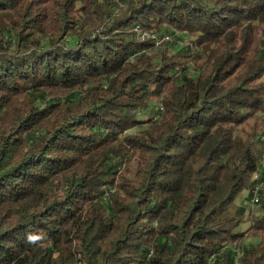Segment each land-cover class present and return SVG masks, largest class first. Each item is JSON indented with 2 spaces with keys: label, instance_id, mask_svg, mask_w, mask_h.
<instances>
[{
  "label": "trees",
  "instance_id": "obj_1",
  "mask_svg": "<svg viewBox=\"0 0 264 264\" xmlns=\"http://www.w3.org/2000/svg\"><path fill=\"white\" fill-rule=\"evenodd\" d=\"M124 2L0 0V264H264V0Z\"/></svg>",
  "mask_w": 264,
  "mask_h": 264
},
{
  "label": "rangeland",
  "instance_id": "obj_2",
  "mask_svg": "<svg viewBox=\"0 0 264 264\" xmlns=\"http://www.w3.org/2000/svg\"><path fill=\"white\" fill-rule=\"evenodd\" d=\"M104 1H107V3L110 5V7L112 6L113 10L116 9V6H118L120 8V6L125 3L124 0H104ZM164 36L170 37V41H161L160 40L158 42H155V46H157L159 48H166L165 43L168 42V44L174 45L176 47H186L192 41L191 36L183 35V34H176L174 37L172 35H169V34L164 35ZM200 62L201 61H199L197 64L200 65ZM191 71L192 70H190V73H191ZM263 80H264V76H263ZM157 109H158V101L153 100L151 103H149L148 108L139 114V117L142 120H147L149 118H152L157 114ZM235 133H236V135H238L242 138L251 137L252 141L255 144H257L259 151L263 152L264 146H262L257 141V137L259 135L264 134V113L258 112L253 118L247 120L241 126L236 128ZM126 159H127V157L125 155L123 160L126 161ZM129 164L131 165V163L122 162L120 164L119 169H118L119 174L123 173L125 168L127 166H129ZM247 192H248V189L243 191L238 196V198L236 199V201L234 203L235 210L233 211V213H236L238 215V210L240 208H242V206L244 207V203L246 200L245 197L247 195ZM260 208H261V206L254 208L252 211L253 213H251L250 211L244 210V214L242 216L241 223L237 229L239 232H244L249 227L250 223L252 222V219H254L255 217L258 216ZM256 242H257L256 239L251 238V239L246 240L245 244L256 243Z\"/></svg>",
  "mask_w": 264,
  "mask_h": 264
},
{
  "label": "built area",
  "instance_id": "obj_3",
  "mask_svg": "<svg viewBox=\"0 0 264 264\" xmlns=\"http://www.w3.org/2000/svg\"><path fill=\"white\" fill-rule=\"evenodd\" d=\"M161 41H170V37L164 36ZM258 142H264V134L257 137ZM120 167V166H119ZM258 167H262V174H253L251 178V185L248 189L247 195L245 197L244 207L245 211H250L253 213V209L264 205V155H262L261 160H258ZM151 252H149V255Z\"/></svg>",
  "mask_w": 264,
  "mask_h": 264
},
{
  "label": "bare ground",
  "instance_id": "obj_4",
  "mask_svg": "<svg viewBox=\"0 0 264 264\" xmlns=\"http://www.w3.org/2000/svg\"><path fill=\"white\" fill-rule=\"evenodd\" d=\"M259 143H261L262 145H264V142H259ZM262 155H264V151H263V153L261 154V156H260V159L259 160H261V158H262ZM256 174H262V167H259V169H258V171H257V173Z\"/></svg>",
  "mask_w": 264,
  "mask_h": 264
},
{
  "label": "clouds",
  "instance_id": "obj_5",
  "mask_svg": "<svg viewBox=\"0 0 264 264\" xmlns=\"http://www.w3.org/2000/svg\"><path fill=\"white\" fill-rule=\"evenodd\" d=\"M38 239H39V237H37V236H31V235H30V236L28 237V240H29V241H33V242L36 241V240H38Z\"/></svg>",
  "mask_w": 264,
  "mask_h": 264
}]
</instances>
